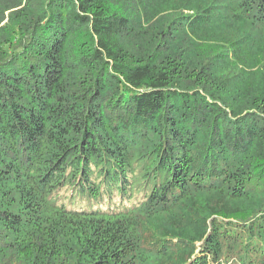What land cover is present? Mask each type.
<instances>
[{"label":"trees","instance_id":"16d2710c","mask_svg":"<svg viewBox=\"0 0 264 264\" xmlns=\"http://www.w3.org/2000/svg\"><path fill=\"white\" fill-rule=\"evenodd\" d=\"M0 264H264V0H0Z\"/></svg>","mask_w":264,"mask_h":264}]
</instances>
